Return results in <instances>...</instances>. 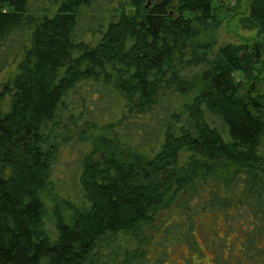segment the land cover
<instances>
[{"label": "trees", "instance_id": "1", "mask_svg": "<svg viewBox=\"0 0 264 264\" xmlns=\"http://www.w3.org/2000/svg\"><path fill=\"white\" fill-rule=\"evenodd\" d=\"M221 1L0 0V264H164L200 236L219 261L218 233L264 264L262 48L218 46Z\"/></svg>", "mask_w": 264, "mask_h": 264}, {"label": "rangeland", "instance_id": "2", "mask_svg": "<svg viewBox=\"0 0 264 264\" xmlns=\"http://www.w3.org/2000/svg\"><path fill=\"white\" fill-rule=\"evenodd\" d=\"M231 1L234 0H223L220 3L222 10L223 17H225L224 22L218 29L217 32V39H218V46L226 45V44H241L244 42L249 43H258L261 45L262 48V60L264 61V37L261 36L256 29H249L245 28L240 23V18L247 14L248 6L246 4L240 9L242 14L235 15V12H226V8L230 5ZM245 13V14H243ZM90 22V21H89ZM87 23V25L89 24ZM257 78L254 79L252 82V86H254V90L257 91L258 94L264 92V77L260 75H256ZM239 79H243V75H238ZM250 87V85H247ZM253 88V87H252ZM256 94V93H255ZM261 153L264 155V135L261 140ZM185 200L184 196H178L174 199V203L167 211H164L159 219L158 223L162 225L163 223H168L172 221L174 217H176L177 212L179 211L181 205H183ZM234 231H238L235 227ZM199 244L203 251H196L192 252L191 250L188 251L187 249H180L176 248L169 258H167L164 264H234L233 258L235 257V252H230L227 248L226 236L220 235L218 233V240L217 243H222L220 245V252H219V261L215 260L214 257L217 255V251L213 248H209L208 244L210 239L204 238L202 236L198 237ZM230 242V241H229ZM230 256V257H229Z\"/></svg>", "mask_w": 264, "mask_h": 264}]
</instances>
